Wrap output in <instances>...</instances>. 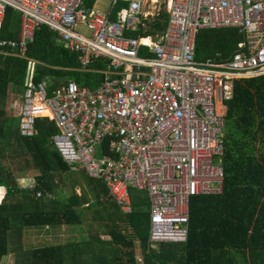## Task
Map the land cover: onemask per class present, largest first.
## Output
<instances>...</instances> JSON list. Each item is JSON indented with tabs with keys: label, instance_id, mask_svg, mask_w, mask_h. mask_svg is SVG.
I'll list each match as a JSON object with an SVG mask.
<instances>
[{
	"label": "built area",
	"instance_id": "1",
	"mask_svg": "<svg viewBox=\"0 0 264 264\" xmlns=\"http://www.w3.org/2000/svg\"><path fill=\"white\" fill-rule=\"evenodd\" d=\"M84 1L0 0V31L8 9L22 18L18 38L0 37L6 55L24 56L46 25L78 55L82 72L106 62L95 89L75 80L36 84L32 71L19 132L33 136L38 118L55 122L52 144L64 162L106 183L123 213L133 209L130 189L149 192L152 247L184 244L191 198L223 194L226 103L234 83L264 76V0H165V7L160 0H107L105 9ZM163 10L167 27L144 35ZM80 24L90 33L77 31ZM223 27L246 35L239 51L231 60L200 61L199 32Z\"/></svg>",
	"mask_w": 264,
	"mask_h": 264
},
{
	"label": "trees",
	"instance_id": "2",
	"mask_svg": "<svg viewBox=\"0 0 264 264\" xmlns=\"http://www.w3.org/2000/svg\"><path fill=\"white\" fill-rule=\"evenodd\" d=\"M95 1L85 0L84 4L92 8ZM168 21L169 13L163 10L152 22L150 31L143 34L155 32L154 28L164 30ZM20 28V15L8 9L0 37L18 38ZM137 34L132 32L133 36ZM57 38V32L43 25L24 56L6 55L0 50V264L10 249L17 255L15 264H138L136 242L146 254L144 264H264V76L234 83L233 99L226 103L225 151L221 157L225 170L223 194L191 198L186 243H163L160 253L156 252L150 247L149 192L130 189L133 209L123 213L112 200L106 183L83 175L94 194L99 195L101 187L115 204V210L100 228V232L111 237V242L106 244L96 233L81 243L38 245L24 252L18 246L14 248L13 237L19 236L22 229L81 226V208L89 201L87 193L81 196L75 191L80 177L72 176L76 172L52 144V136L59 132L55 122L38 118L35 134L23 137L19 132L20 115H10L5 109L12 92L24 93L32 71L36 84L75 80L90 89L101 84L99 72L106 68V62L95 61L89 72H82L78 55ZM244 40L245 35L236 28L202 29L197 38V57L200 61L218 53L229 57ZM55 88L49 86V91ZM108 144L106 141L103 146L105 154ZM8 157L13 161L22 157L18 168L21 177H27L22 175L29 170L35 171L33 187H22L14 170L5 173ZM69 183L72 193L67 189ZM107 245L117 251L107 249ZM111 252L113 255L107 254Z\"/></svg>",
	"mask_w": 264,
	"mask_h": 264
},
{
	"label": "crops",
	"instance_id": "3",
	"mask_svg": "<svg viewBox=\"0 0 264 264\" xmlns=\"http://www.w3.org/2000/svg\"><path fill=\"white\" fill-rule=\"evenodd\" d=\"M98 1L99 0L95 1L93 7L99 8L97 6ZM99 9H104V8H99ZM21 20H22V18H21ZM226 28H229V27H226ZM239 32H240V30H239ZM245 40H246V35H245ZM238 51H239V49L236 50V52H238ZM234 54L230 55L229 57H224L223 53H218L216 55V57H214V58L211 57V58H208L207 60H213V61L231 60ZM31 62L35 63L34 61H31ZM83 175L87 176L86 172H84ZM21 178L24 181L29 179V186H32L34 184V178L31 179L32 176L31 177H29V176L21 177ZM22 186L25 187L24 185H22ZM78 186L81 187L80 191L77 188ZM75 188H76L77 194H79L81 196L84 193H87V195L89 197V201L84 206H82V208H81V210H84L83 211V220H82L83 224L81 226H73V225L70 226L68 224H62V225H59L57 227V230L62 229L63 232H64V237L63 238H62V235L59 234V240L62 241L61 244L62 243L63 244H67L68 242L81 243L86 238L93 237L92 234H96V233H100L102 240L106 244H109L111 242V237L108 236L105 233L100 232V228H101V223L106 222V219H107L106 217L111 213L112 210H115V208H116L115 204L111 200H109L108 194H106L104 189L101 188V187H99V189H98L99 195H96L97 193L94 194V192L92 190H90L89 185H87V181L84 178H82V177L80 178V183H78ZM68 192L72 193L73 189H71V191H68ZM87 215H88V218H90L91 221L88 220ZM87 222H90L89 223L90 224L89 228L86 225ZM94 224H98L99 229H98V227H95L96 229H94V226H93ZM52 229H56V228L46 226L45 227V230L47 232L46 234L50 233ZM60 241H58V242H60ZM135 244H136L135 247H137V248L140 246L139 242H136ZM150 247H152V246L150 245ZM156 247H160V249H161V244L157 245ZM156 247H153V248H156ZM109 248L113 249L112 247L107 245V249H109ZM10 250L11 251L9 252V254L6 257L10 258L12 253H14L13 249H10ZM113 250L117 251L116 248L113 249ZM139 250H140V248H139ZM134 251H135V248H134ZM107 254L113 255V252L107 253ZM6 257H4V258H6ZM6 259H7V260H5L6 264H15V261H17V260H14L13 262H11L10 260H8V258H6ZM137 262H138V264H144L143 259H140V257L137 259Z\"/></svg>",
	"mask_w": 264,
	"mask_h": 264
},
{
	"label": "rangeland",
	"instance_id": "4",
	"mask_svg": "<svg viewBox=\"0 0 264 264\" xmlns=\"http://www.w3.org/2000/svg\"><path fill=\"white\" fill-rule=\"evenodd\" d=\"M160 1H161L162 6L165 7V0H160ZM108 5H109V2L107 0H99L97 3V6L99 8H104V9L106 7H108ZM76 29H77V31L84 33V34L90 33V29L85 25L80 24L77 26ZM22 101H23V94L12 92L10 97L8 98V100L5 103V106H6L5 109L8 112V114H10V115L15 114L16 116H18L21 113ZM21 160H22V157L17 158L15 161H13L12 159H10L8 157L7 160L5 161L6 166H8V168H7L8 170L6 168H4V171L7 174V173H11V171L14 170L13 174L17 175L18 178L20 179V183H22V185L27 187V186H29V179L24 181V180H22L21 175L19 174L20 170L18 168L20 166ZM23 164H24V162H23ZM25 175H27L29 177L32 176L31 179H33L35 177L34 176L35 171L29 170L28 172L23 173L22 176H25ZM72 176H78L81 178L83 176V172H80V173L76 172ZM70 185L71 184L69 183L67 186L68 191H71V189H72V187ZM77 188L79 191L81 190L80 186H78ZM75 191H76V188H75ZM87 218H88V215H87ZM88 220L91 221L90 218H88ZM89 223L90 222H87V224H86L88 226V228L90 227ZM93 226H94V229H96L95 227H98V224H94ZM98 229H99V227H98ZM59 234L62 235V238L64 237V232L62 229H60V230H57V228L52 229L50 233L46 234L45 228L37 229V228L31 227V228H27V229H22V232L20 233V235L18 236V234H17L15 237H13L14 240H12V241H14L13 242L14 248L16 246H18L19 249L21 250V252H24V251H27V250L35 247V246H38V245H54V244L61 243L62 241L59 240ZM58 241H60V242H58ZM166 246L168 247V246H170V244H167ZM172 246L178 248V246H175V245H172ZM139 248H140V250H139ZM155 249H156V252L158 251V253H160V250H161L160 247H156ZM135 253H136V258L138 259L140 257V259H143V262H144V258H146V256H144V255H146V254H144L143 250L141 249V246H139L138 248L135 247ZM6 258H8V260L13 262L14 260L17 259V255L14 252L10 256V258L9 257H6ZM6 258H3L4 260L2 261V264H6L5 263V260H7ZM169 264H173V263L171 262Z\"/></svg>",
	"mask_w": 264,
	"mask_h": 264
},
{
	"label": "clouds",
	"instance_id": "5",
	"mask_svg": "<svg viewBox=\"0 0 264 264\" xmlns=\"http://www.w3.org/2000/svg\"><path fill=\"white\" fill-rule=\"evenodd\" d=\"M21 22H22V20H21ZM21 29V28H20ZM34 183H35V179H34ZM21 184V183H20ZM22 185V184H21ZM34 185V184H33ZM33 185L32 186H27V187H25V188H31V187H33ZM23 187V186H22Z\"/></svg>",
	"mask_w": 264,
	"mask_h": 264
},
{
	"label": "bare ground",
	"instance_id": "6",
	"mask_svg": "<svg viewBox=\"0 0 264 264\" xmlns=\"http://www.w3.org/2000/svg\"><path fill=\"white\" fill-rule=\"evenodd\" d=\"M45 114H47V112H45Z\"/></svg>",
	"mask_w": 264,
	"mask_h": 264
},
{
	"label": "water",
	"instance_id": "7",
	"mask_svg": "<svg viewBox=\"0 0 264 264\" xmlns=\"http://www.w3.org/2000/svg\"><path fill=\"white\" fill-rule=\"evenodd\" d=\"M103 81H104V78H103Z\"/></svg>",
	"mask_w": 264,
	"mask_h": 264
}]
</instances>
